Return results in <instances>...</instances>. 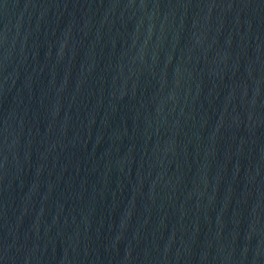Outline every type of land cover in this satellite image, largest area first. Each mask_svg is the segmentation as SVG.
Masks as SVG:
<instances>
[{"label": "water", "instance_id": "1", "mask_svg": "<svg viewBox=\"0 0 264 264\" xmlns=\"http://www.w3.org/2000/svg\"><path fill=\"white\" fill-rule=\"evenodd\" d=\"M0 264H264V0H0Z\"/></svg>", "mask_w": 264, "mask_h": 264}]
</instances>
